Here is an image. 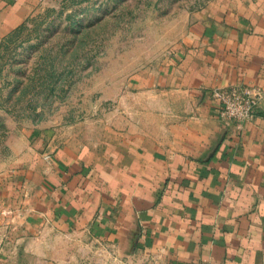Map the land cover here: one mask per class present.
<instances>
[{"label": "crops", "instance_id": "1", "mask_svg": "<svg viewBox=\"0 0 264 264\" xmlns=\"http://www.w3.org/2000/svg\"><path fill=\"white\" fill-rule=\"evenodd\" d=\"M39 1L0 0V41ZM185 42L174 71L141 90L149 111L114 155L69 159L55 137L44 153L41 139L18 148L20 161L7 158L10 220L85 231L139 264H264V95L253 119L218 115L222 89L264 93V0H211ZM5 254L3 264L20 257Z\"/></svg>", "mask_w": 264, "mask_h": 264}, {"label": "rangeland", "instance_id": "2", "mask_svg": "<svg viewBox=\"0 0 264 264\" xmlns=\"http://www.w3.org/2000/svg\"><path fill=\"white\" fill-rule=\"evenodd\" d=\"M210 2H37L0 41V170L7 158L20 161L19 147L43 139L44 153L55 137L69 159L114 155L123 138L132 137L135 117L149 111V94L141 90L174 71L187 31ZM8 194L11 203H21L16 189ZM4 199L0 195V264L6 249L20 255L14 264H139L85 231H25L19 217L10 220Z\"/></svg>", "mask_w": 264, "mask_h": 264}, {"label": "built area", "instance_id": "3", "mask_svg": "<svg viewBox=\"0 0 264 264\" xmlns=\"http://www.w3.org/2000/svg\"><path fill=\"white\" fill-rule=\"evenodd\" d=\"M264 93L259 87L236 84L218 92L219 118L224 121H238L253 119L256 108Z\"/></svg>", "mask_w": 264, "mask_h": 264}]
</instances>
